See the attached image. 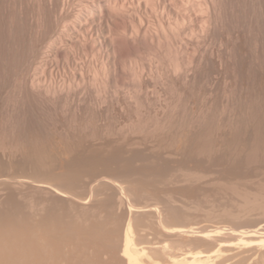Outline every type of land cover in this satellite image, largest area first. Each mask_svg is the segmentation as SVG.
I'll return each instance as SVG.
<instances>
[{
	"label": "rangeland",
	"instance_id": "374dc122",
	"mask_svg": "<svg viewBox=\"0 0 264 264\" xmlns=\"http://www.w3.org/2000/svg\"><path fill=\"white\" fill-rule=\"evenodd\" d=\"M230 4L226 29L244 56L222 49L228 80L220 77L216 103L198 113L205 119L190 123L188 108L154 132L89 115L88 133L51 109L10 108L14 150L0 155V264H122L125 245L116 241L129 223L144 264H188L189 252H214L199 264H264V0ZM217 33L226 40L225 30ZM212 46L221 50L219 40ZM231 90L232 106L224 97ZM82 145L76 155L89 163H72L77 173L50 171L51 162L75 161Z\"/></svg>",
	"mask_w": 264,
	"mask_h": 264
},
{
	"label": "bare ground",
	"instance_id": "6f19581e",
	"mask_svg": "<svg viewBox=\"0 0 264 264\" xmlns=\"http://www.w3.org/2000/svg\"><path fill=\"white\" fill-rule=\"evenodd\" d=\"M233 8L227 0H0V155L14 150L7 115L13 106L51 109L61 122L69 119L88 133L89 115L105 117L109 125L119 116L121 130L151 126L154 132L169 117L184 119L188 108H195L190 123L205 119L198 113L216 103L220 77L228 80L222 49L236 48L244 56L226 29ZM222 30L226 40L217 33ZM218 40L221 50L216 52L212 42ZM239 70L245 76L244 62ZM233 93L224 94L231 106ZM77 150L82 154L86 147H75V161L51 162L50 171L77 173L72 163H89ZM143 211L153 208L136 210ZM126 227L123 241L119 235L116 241L117 248L125 245L120 259L144 264L132 249V223ZM200 236L198 242L206 243L209 237ZM192 253L181 255L188 264L210 262L214 254Z\"/></svg>",
	"mask_w": 264,
	"mask_h": 264
}]
</instances>
